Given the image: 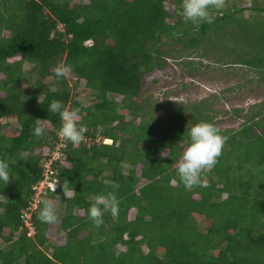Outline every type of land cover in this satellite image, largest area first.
<instances>
[{"label":"trees","instance_id":"trees-1","mask_svg":"<svg viewBox=\"0 0 264 264\" xmlns=\"http://www.w3.org/2000/svg\"><path fill=\"white\" fill-rule=\"evenodd\" d=\"M244 1L226 0L210 9L212 23L196 26L177 14L182 0H0V158L12 177L6 186L0 181L7 200L0 199V264H264V99L244 111L236 130L221 131L229 139L218 163L201 173V186L185 189L176 165L188 130L213 123L218 98L144 108L139 96L141 77L173 50L201 59L226 54L227 64L264 84V0ZM58 63L72 65L71 79L55 76ZM80 81L88 105L76 93ZM52 100L79 108L78 126L90 141L62 140L53 177L76 194L47 191L43 199L61 197L58 222L38 219L39 200L29 232L22 214L61 126L48 110ZM35 120L49 122L41 137L33 135ZM254 155L245 169L243 159ZM105 179L119 184V214L104 212L97 228L88 209L96 195L113 191Z\"/></svg>","mask_w":264,"mask_h":264},{"label":"rangeland","instance_id":"rangeland-1","mask_svg":"<svg viewBox=\"0 0 264 264\" xmlns=\"http://www.w3.org/2000/svg\"><path fill=\"white\" fill-rule=\"evenodd\" d=\"M247 2V0L244 1L242 5L246 6ZM164 7L169 13L172 12V7L168 3H164ZM173 21L174 19H167L169 24ZM164 49L165 47L161 48L162 51ZM173 51L170 56L164 57L161 68L153 69L141 77L139 96L140 100H143L144 108H147L148 101L157 102V104L166 101L172 106H180L191 105L202 99L216 96L218 100L214 104V109L227 113H217L213 123L219 127L220 131H223L236 130L245 119L244 111L250 105L264 99V84L256 80L255 74L250 69L237 64H227L228 55L218 52L209 59H201L190 54L188 50ZM30 67L27 63L23 64L24 71H28ZM66 77L72 78L70 74ZM249 79L253 82H248ZM49 80V77L45 79V81ZM76 93L83 104L91 103L92 97L83 87L82 81L78 83ZM120 99L119 96L115 97L118 103ZM233 109L241 110V112L235 115ZM46 129L47 125H44V130ZM5 131L9 132L10 127H5ZM241 158L243 159V156ZM255 160V155L252 158L249 157L247 161L243 159L245 169H251L249 166ZM127 168L128 166L124 165V170ZM138 168L139 165H136V175L139 173ZM258 170L257 168V172ZM142 183L144 181L140 180L137 186ZM201 223L202 219L199 218L198 224L201 225Z\"/></svg>","mask_w":264,"mask_h":264},{"label":"clouds","instance_id":"clouds-1","mask_svg":"<svg viewBox=\"0 0 264 264\" xmlns=\"http://www.w3.org/2000/svg\"><path fill=\"white\" fill-rule=\"evenodd\" d=\"M226 0H182L177 14L184 22H192L199 26L201 22L212 23L213 17L210 9L220 10L225 6ZM57 78L64 77L72 71V65L58 63L53 69ZM39 102V101H38ZM48 110L57 113L61 120V126L57 135L74 145H79L85 140L86 127L78 126L80 121L79 108L69 109L59 100H52L48 105ZM36 127L33 135L41 137L44 134V125L49 123L47 120H35ZM189 141L177 163L178 183L183 184L185 189H191L202 185L201 173L216 166L219 157L223 153L224 145L228 137L221 134L219 127L214 123L200 121L191 126L188 130ZM105 140V139H104ZM109 140V139H106ZM9 163L6 159L0 158V181L6 186L10 181ZM12 178V177H11ZM103 184L113 189L104 194L96 195L93 203L88 209V216L95 227L99 228L103 223L104 212H110L112 216H118L120 201L117 199L115 190L119 184L113 180L105 179ZM60 186L65 198L74 196L76 193L65 179L61 184L57 178L51 184L52 192ZM0 199L7 201L2 195ZM61 197L55 195L54 199L44 198L40 201L42 207L38 213V219L42 223L55 224L58 222L56 204L60 203ZM6 209L0 208V213Z\"/></svg>","mask_w":264,"mask_h":264},{"label":"built area","instance_id":"built-area-1","mask_svg":"<svg viewBox=\"0 0 264 264\" xmlns=\"http://www.w3.org/2000/svg\"><path fill=\"white\" fill-rule=\"evenodd\" d=\"M62 140L63 139H61L59 136H57V142L54 144V147L51 151L49 158L44 160V162L42 164L43 172L41 174V179L31 187V190L34 193L32 203L27 208L26 212L22 214V220L24 223V227L27 228L29 232L31 231V225L29 223V218H30L31 212L36 208L38 201L43 199V196L45 195V193L47 191L52 192L51 184L53 181L56 180L53 177V175H55L53 166L57 161H59L63 157V155L60 151L62 146H63ZM105 140H102L101 143L106 144ZM89 141H90V139L85 136V140L82 141V143L85 144ZM98 141H99V138L95 137L94 142H98ZM108 142L109 143H107V144L111 143L110 140H108Z\"/></svg>","mask_w":264,"mask_h":264},{"label":"bare ground","instance_id":"bare-ground-1","mask_svg":"<svg viewBox=\"0 0 264 264\" xmlns=\"http://www.w3.org/2000/svg\"><path fill=\"white\" fill-rule=\"evenodd\" d=\"M105 143H106V144L109 143L108 140H105Z\"/></svg>","mask_w":264,"mask_h":264}]
</instances>
